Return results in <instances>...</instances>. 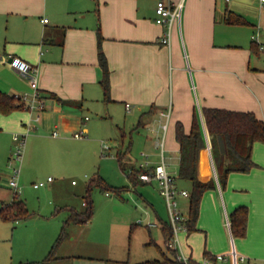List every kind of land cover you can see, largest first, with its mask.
<instances>
[{
  "label": "crops",
  "instance_id": "0c3cea01",
  "mask_svg": "<svg viewBox=\"0 0 264 264\" xmlns=\"http://www.w3.org/2000/svg\"><path fill=\"white\" fill-rule=\"evenodd\" d=\"M171 2L179 5V11L171 44L165 45L160 43L165 28L156 23L157 0H0V91L11 96L31 91L27 80L4 63L21 59L38 68L39 89L46 105L36 130L27 139L21 184L48 175L43 187L56 188L51 170L63 172L64 167H70L73 156L87 163L90 152L112 155L113 147L105 141L100 143L96 134L99 128H107L108 119L121 131L119 108L125 112L124 127L143 128L146 132L142 144L150 153L142 154L147 160L132 169H153L161 164L163 156L167 171L179 176L181 146L177 125L181 123L189 135L196 120L205 142L199 157V179H214L215 189L203 197L197 230L181 234L183 250L197 264L211 262L219 255L227 256L226 260L211 264H264V144L254 145L256 167L250 173L230 174L223 188L204 117V109L210 108L253 113L264 121V50L260 49V44L264 45V5L257 0ZM228 12L244 17L248 24H226ZM44 19L48 23H43ZM99 34L110 70V101H106L101 85ZM86 108L99 109L101 119L95 125L88 123L89 116L83 114ZM29 116L25 108L8 117L0 115V165L8 162L13 135L25 131ZM55 132L59 135L54 136ZM77 133L85 137L76 138ZM103 144L109 149L104 151ZM203 152L212 162L207 176L202 175ZM127 155V151L118 150L120 168ZM3 171L0 168V178L8 176ZM60 175L64 177V173ZM97 177L110 183L102 166ZM182 182L190 186L182 189L190 192L191 183ZM154 183L137 180L134 189ZM148 189H142V197L153 209L155 229L162 228L170 217L165 220L157 211ZM10 191L0 193V208L13 202ZM29 199L30 196L22 199L31 213L27 222L37 219L50 227L26 240L29 251L18 264L114 261L109 254L82 253L73 228L79 225L68 228V236L55 258L45 261L75 209L39 195L42 206L32 208ZM180 204L189 215V199H181ZM241 206L250 209L246 238H236L232 231L231 214ZM63 210L66 217L58 221ZM9 223L0 219V234L9 235ZM107 249V244H101L98 250L101 253ZM241 257L246 261L241 262ZM15 263L13 260L10 264ZM0 264L6 262L0 260Z\"/></svg>",
  "mask_w": 264,
  "mask_h": 264
},
{
  "label": "rangeland",
  "instance_id": "374dc122",
  "mask_svg": "<svg viewBox=\"0 0 264 264\" xmlns=\"http://www.w3.org/2000/svg\"><path fill=\"white\" fill-rule=\"evenodd\" d=\"M32 93L33 90L31 89V91L24 92L22 94L31 95ZM119 110L118 116L121 117L122 121V123H120L121 131L117 125L115 126L112 123V120L108 119L106 120L107 128H99L98 131L100 133L98 132L96 134L100 136V143L101 141H105L113 147V150L111 151L112 155L105 153L107 157H104L101 153H99V155H94L90 152L87 158V163L78 161V155L73 156L71 158L72 163L70 167H64L63 172L51 170L53 172L50 173V176L55 179L56 188H53L52 186H46L39 190L34 188V183L39 184L46 181L48 175H46L45 179L35 177L31 179L32 181L22 185L21 177L24 161L22 164L17 162L15 166L21 167L20 186L22 194L20 199L22 200L25 199V196H30L29 205L32 208H40L42 203L38 200L39 195L46 197V199L50 201L59 202L61 206H70L79 213H84L86 211V206L83 204L90 201L88 198V185L90 181L97 176L98 170L100 166H102L103 173L110 180V183H107L109 186L115 188L125 187L128 190L122 192V197L112 191H109L110 195L107 196V191L98 187H95L92 190L90 196L93 201L94 213L91 223L89 225L73 226V228L75 227L74 229L78 240L81 241L80 247L82 249V253L95 255L99 254L97 256H105V254H109V256L113 257L111 260L130 264L150 260H161L163 259L162 252L166 253L168 256H172V254L168 251L165 245L162 228L150 229L146 226L148 221L156 223V220L152 218V207L147 204L142 197V189L145 187L149 188L148 190H150L153 195L152 201L154 202L155 208L163 215L162 217L165 220H167L169 215L167 203L160 194L157 182L153 185L138 186L137 189H139L136 191L134 189V184L128 178V175L123 172L122 168H120L117 160L118 150L122 149V151H127L128 153L126 158L122 159V165L124 168H127V171L137 169L142 162L147 160L146 156H143L142 154H149L150 152H148V149H144L142 144L144 135H146L144 129H137L133 126H129L130 128L124 127L123 122L125 119V112L121 108H119ZM83 114L85 116H89L90 122L88 123L90 124L95 125L98 120L101 119L99 109L97 108H86L83 111ZM29 120L30 116L27 121ZM131 121L137 125L136 121H133V119ZM133 128L134 130H132ZM15 133L23 134L22 131H17ZM132 138L134 141L133 146H131ZM122 143H124V146ZM16 144L17 143L13 141L8 162L4 165H0L1 173L4 170L3 172H5L6 175L8 174V176L2 175L0 178V193L3 194L11 192L8 185L9 176L11 174L9 161L16 150ZM159 155L161 156V149H159ZM152 159L153 158L150 157V160ZM63 173L64 177H61L60 174ZM175 178L176 183L178 182V189L184 190L182 189L183 187H190L187 184H183L179 176L176 175ZM73 182H75V184H73ZM184 211L182 212L184 213ZM184 214H186V212ZM64 217H66V212L63 210L58 216V221L64 219ZM36 221L37 219L30 220L28 222L27 220H22L16 223L10 222L8 224L7 227L9 235L6 236L4 234H0L1 261L6 262V264H10L14 260V262H16L15 264H18V262L25 257L24 255L29 251L28 246H26V240L35 234L46 231V228L50 227V225L43 222L38 223ZM140 221H143L142 225L139 224ZM13 227H16V229L13 230ZM14 233L17 235L16 238ZM152 240L153 243L151 242ZM110 243H112L113 246L110 245ZM101 244H107L108 249L100 253L98 249ZM157 244L161 250L158 248ZM79 252H81V250Z\"/></svg>",
  "mask_w": 264,
  "mask_h": 264
},
{
  "label": "trees",
  "instance_id": "16d2710c",
  "mask_svg": "<svg viewBox=\"0 0 264 264\" xmlns=\"http://www.w3.org/2000/svg\"><path fill=\"white\" fill-rule=\"evenodd\" d=\"M225 23L229 25H247L248 21L235 13L228 12L225 17ZM102 36L99 34V63L103 71V79L101 81L106 101H110V70L102 47ZM257 47V46H256ZM24 108L19 101L13 96L0 91V115L8 117L14 112ZM204 117L208 135L211 142L214 163L221 181L222 187L226 188L227 181L232 173H250L256 164L253 160V149L256 143L264 144V121L259 120L255 114L248 112H234L220 109H204ZM177 140L181 146V162L179 169V178L191 183V191L189 197V219L187 225L189 233L197 230V223L200 217L201 204L206 192L215 189V181L211 179L203 182L199 179V157L200 152L205 149V142L202 132L195 120L191 133L187 135L183 125L179 123L176 130ZM212 165L210 157L206 152L202 154L201 169L202 175L207 176L210 166ZM123 172L133 184L139 180L138 176L143 173H150L153 169H139L127 171L121 166ZM101 188L106 193L112 191L117 195L127 188H115L109 186L102 178L97 177L90 181L88 185V198L90 201L86 203V211L79 213L75 210L71 211L70 217L64 222L63 229L55 242L52 250L45 261L55 258V255L68 236V228L71 225H86L93 217L94 208L90 193L95 188ZM122 197V196H121ZM31 213L26 203L21 199L13 200L11 204L4 205L0 208V219L6 222H19L27 220ZM250 209L247 206H241L235 209L231 214L232 231L236 238H246L248 232ZM165 243L168 251L172 256H168L162 252L163 259L150 260L136 264H182L177 261V252L167 246V242L173 235L170 223H166L162 227ZM160 250L161 248L158 247ZM213 263L217 262V258H212ZM108 264H130L116 261H108ZM193 264H197L193 261Z\"/></svg>",
  "mask_w": 264,
  "mask_h": 264
},
{
  "label": "built area",
  "instance_id": "2783aa9c",
  "mask_svg": "<svg viewBox=\"0 0 264 264\" xmlns=\"http://www.w3.org/2000/svg\"><path fill=\"white\" fill-rule=\"evenodd\" d=\"M230 1V0H226ZM261 6L264 5V0H257ZM156 23L165 28L164 36L160 39V43L165 45L171 44L172 29L177 18L179 11V5H175L171 0H157L156 4ZM43 23H48L47 19L43 20ZM255 41H258L256 37L253 38ZM259 42V41H258ZM260 49L264 50V45L260 44ZM1 63V62H0ZM5 64L9 65L15 69L27 82L29 83L33 93L28 94H15L13 97L19 101V103L30 112V120L25 127V131L21 133H15L13 135V140L16 144V150L10 158L9 168L11 169V174L9 176V188L13 191V199H20L22 194V189L20 186V176H21V167H16V163H23L25 150L27 146L28 136L37 128V124L40 122V114L45 111L46 105L42 98L41 91L39 89V70L37 67L30 65L22 61L21 59H12L10 62L5 61ZM131 107L127 105V111L130 112ZM165 115V114H164ZM166 116V115H165ZM88 120V119H87ZM59 133L55 132L54 136H58ZM76 138H84V134L77 133ZM104 151L109 149V146L103 144ZM139 180L144 183L157 182L158 188L161 196L166 200L168 213L170 217V226L173 231L171 239L167 242V246L177 252V261L182 264H193V260L187 256L183 250L180 235L182 233H188L189 228L187 221L189 215H186L182 212L180 208L181 199H189L190 192L187 190L178 189L176 178L171 175L166 168L164 157L162 156V162L160 165H157L153 171L150 173H143L138 176ZM48 181H52V178H49ZM45 185L44 182L36 184L35 188H40ZM107 195H110L107 193ZM140 225L143 224V221L139 222ZM148 228L157 227L156 223L148 221L146 223ZM229 256V255H228ZM227 256L219 255L217 260H226ZM229 258H231L229 256ZM241 262H245L246 258L241 257ZM202 264H211L210 261H205Z\"/></svg>",
  "mask_w": 264,
  "mask_h": 264
}]
</instances>
